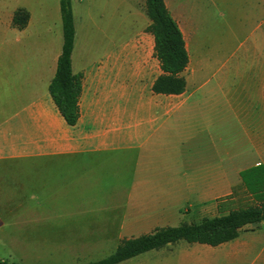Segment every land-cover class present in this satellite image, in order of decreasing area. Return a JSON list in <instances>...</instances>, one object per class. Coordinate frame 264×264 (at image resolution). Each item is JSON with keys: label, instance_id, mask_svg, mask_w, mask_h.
<instances>
[{"label": "crops", "instance_id": "obj_1", "mask_svg": "<svg viewBox=\"0 0 264 264\" xmlns=\"http://www.w3.org/2000/svg\"><path fill=\"white\" fill-rule=\"evenodd\" d=\"M169 1L189 56L185 91H153L163 70L148 16L137 12L140 26L112 47H79L75 19L72 71L83 90L74 126L50 93L63 49L60 0L40 17L25 7L0 13L1 222L67 227L104 212L177 221L160 228L193 223L188 206L205 213L200 222L256 203L242 173L264 168V0H235L230 19L209 0ZM19 9L31 15L22 30L13 25ZM183 242L146 254H157L153 264H264V221L217 247Z\"/></svg>", "mask_w": 264, "mask_h": 264}, {"label": "rangeland", "instance_id": "obj_2", "mask_svg": "<svg viewBox=\"0 0 264 264\" xmlns=\"http://www.w3.org/2000/svg\"><path fill=\"white\" fill-rule=\"evenodd\" d=\"M170 2L169 0H167ZM178 1V0H174ZM56 0H0V13H9L18 7L31 8L40 17L46 6ZM214 2V12H225L229 19L235 0H209ZM79 47L109 46L128 41L141 21L136 13L147 15L146 0H73ZM47 11V10H46ZM220 38L229 45L236 43L228 24L217 23ZM234 45V44H233ZM229 50L224 54L230 55ZM210 120L214 121V117ZM186 207L189 220L196 222L205 213L193 212ZM208 216L212 211L206 212ZM125 213H96L95 218L67 221V227L55 226L61 222L54 219L46 227H8L0 223V258L19 264H76L109 256L123 238L139 236L158 226L177 221L162 219L155 214L144 213L135 218H125ZM199 222V221H197ZM185 243V242H183ZM166 251L171 252L173 248ZM157 254L150 253L124 264H153Z\"/></svg>", "mask_w": 264, "mask_h": 264}, {"label": "trees", "instance_id": "obj_3", "mask_svg": "<svg viewBox=\"0 0 264 264\" xmlns=\"http://www.w3.org/2000/svg\"><path fill=\"white\" fill-rule=\"evenodd\" d=\"M60 7L63 49L56 75L50 85V93L67 123L74 126L80 117L79 99L83 90V76L75 75L72 71L76 38L73 0H60ZM146 11L152 21L149 30L154 35L155 52L163 70L153 91L165 94L183 93L186 81L180 75L188 66L189 56L182 31L170 14L165 0H146ZM30 18L29 11L19 9L14 14L13 25L22 30L27 27ZM242 179L246 189L254 196V205L232 210L226 215L206 217L200 222L160 227L150 233L124 238L109 256L76 264H122L181 241L217 247L235 240L244 227L264 221V168L249 169L242 173ZM0 264L19 263L0 258Z\"/></svg>", "mask_w": 264, "mask_h": 264}, {"label": "built area", "instance_id": "obj_4", "mask_svg": "<svg viewBox=\"0 0 264 264\" xmlns=\"http://www.w3.org/2000/svg\"><path fill=\"white\" fill-rule=\"evenodd\" d=\"M0 223H1V221H0Z\"/></svg>", "mask_w": 264, "mask_h": 264}]
</instances>
